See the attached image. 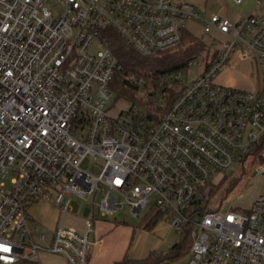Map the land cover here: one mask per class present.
Wrapping results in <instances>:
<instances>
[{"label": "built area", "instance_id": "obj_1", "mask_svg": "<svg viewBox=\"0 0 264 264\" xmlns=\"http://www.w3.org/2000/svg\"><path fill=\"white\" fill-rule=\"evenodd\" d=\"M225 1L227 16L204 14L193 0H0V245L9 249H0V264H41L43 253L89 264L95 213L126 204L139 216L151 195L155 213L192 238L179 264H264V186L227 209L228 196L215 207L205 192L235 164L241 178L251 168L243 188L264 175V88L215 80L244 60L264 78V0L239 18L233 5L245 0ZM189 20L221 35L206 46L210 56L188 61L200 66L197 76L187 81L186 67L129 73L136 98L118 97L112 84L123 64L111 32L150 56L178 46ZM119 99L128 106L114 113ZM87 156L104 159L98 175L82 167ZM72 195L88 201L87 216L73 212ZM37 200L61 211L48 236L28 209Z\"/></svg>", "mask_w": 264, "mask_h": 264}, {"label": "rangeland", "instance_id": "obj_2", "mask_svg": "<svg viewBox=\"0 0 264 264\" xmlns=\"http://www.w3.org/2000/svg\"><path fill=\"white\" fill-rule=\"evenodd\" d=\"M193 1H195L198 8L204 10V14H208L211 11H216L223 16H227L230 14L229 5L224 0H208L206 4H204L202 0ZM240 14L241 13L239 9L233 5L234 18H239ZM186 32L191 36V39H193V41L201 43L204 46V48L199 52L197 56H210L211 53L206 49V46H210L213 49L215 47V45L212 44L214 39L221 38V35L215 31L213 32V34L205 32L204 26L199 20L187 21L185 33ZM189 41V37H186L185 39L183 37L182 41L178 45V48L185 47L189 43ZM98 48V40H94L89 47V51L95 52ZM198 60H200L199 57ZM185 67H182L181 69H185ZM199 70V65H190L189 67H186V69L184 70V78L187 81L193 80L197 76ZM250 77L251 74H248V71H228L223 69L217 73V75L215 76V80L221 84L247 88L243 86H247V83L250 82ZM234 78L238 79L240 81V84L237 82L235 83L233 81ZM241 82L243 84H241ZM258 85L260 89L264 88V78L261 74L260 66ZM140 89L142 90L144 89V87L141 86ZM113 106V112L115 113L120 108L128 106V103L119 99ZM104 162V159L101 157L94 158L92 156H87L82 163V167L92 172L93 174L98 175L104 166ZM250 171L251 168L248 166L244 173V177L241 178V175L244 171L241 167H239L238 164H235L230 169L222 171L220 174L216 175L211 180V184L205 187V192L207 194L210 205L215 207H217V205H220L219 202L228 195L227 189L233 187L237 180H239L237 183L238 186L233 187V189L230 191L228 195L229 199H227V202L223 204L221 209H227L230 206L231 202L238 200L239 194H243L242 199H249L252 195H256L258 192H260L264 186V175L256 176L254 179L255 182L248 187L243 188V186H241L244 185L248 179L252 178L249 176V174L251 175ZM13 177V172L10 171L6 173L5 177L3 178L6 188L11 187ZM102 195L103 191H100L99 193L93 195V197L90 199V202L94 201L96 203H94V206L96 207ZM115 195L118 197V200L120 202L125 203L124 196L117 193H115ZM155 198L156 197L154 195H151L149 197L148 206L141 211L139 216L134 214L126 204H124L122 208H119L113 215H107L105 217L99 216V213H95L94 215L96 219L111 222L115 225L126 227L125 229H129V231L127 232V234H130L128 252L131 257L143 258L148 256L152 252H154L155 254L167 253L171 250L174 244H180L183 239V234L174 230L170 225L169 219L163 215L158 218L156 223L150 226H145V224L156 211L153 207ZM71 201L74 208L73 212L75 214H78L80 217H85L88 215L89 206L86 205L88 201H84L77 195H72ZM28 207L34 221L40 225V231L45 233L47 236L50 235L61 216V211L56 206H54L51 201L47 200H37L35 202H32ZM93 238L94 234L92 236V239ZM186 259L187 254L179 259V263L185 261ZM21 264L37 263L23 262Z\"/></svg>", "mask_w": 264, "mask_h": 264}, {"label": "trees", "instance_id": "obj_3", "mask_svg": "<svg viewBox=\"0 0 264 264\" xmlns=\"http://www.w3.org/2000/svg\"><path fill=\"white\" fill-rule=\"evenodd\" d=\"M183 37L184 39L189 37L190 40L185 47L178 48L176 46L175 48L161 51L154 55L143 56L128 45L118 33L112 31L110 34L111 48L119 62L123 64V71L114 78L112 84L117 96L129 99L136 98L135 93L138 91L139 86L129 81L125 75L129 73H135L139 76L152 74L155 77L160 74L172 72L185 67L188 61L195 58L204 48L201 43L193 41L191 36L187 32L185 33V31L182 34V39ZM238 181H236L233 187L237 185ZM233 187L227 189L228 195ZM159 217L160 214L158 212L154 213L145 226L156 223ZM182 234L183 239L180 244H174L167 253L155 254L152 252L143 258H132L126 255L115 264H179V259L188 254L192 243V238L188 232Z\"/></svg>", "mask_w": 264, "mask_h": 264}, {"label": "crops", "instance_id": "obj_4", "mask_svg": "<svg viewBox=\"0 0 264 264\" xmlns=\"http://www.w3.org/2000/svg\"><path fill=\"white\" fill-rule=\"evenodd\" d=\"M257 5V0H245L243 3L234 6L239 9L241 17L257 11ZM262 10H264V6L259 11ZM224 70L248 71V74H251L249 79L250 82L247 83V86L243 87H247L248 89L259 88V71H254L252 62L248 60L240 61L237 67L226 66ZM233 81L240 84V81L236 78H234ZM241 84L243 83L241 82ZM125 228L126 227L115 225L111 222L97 219L95 221V230L92 233V236L94 234V238L92 239L91 236L92 244L90 247L89 264H115L117 261L122 260L126 255L131 257L128 252L130 234H127V232L129 229ZM41 264L68 263L62 255L43 253L41 255Z\"/></svg>", "mask_w": 264, "mask_h": 264}, {"label": "snow or ice", "instance_id": "obj_5", "mask_svg": "<svg viewBox=\"0 0 264 264\" xmlns=\"http://www.w3.org/2000/svg\"><path fill=\"white\" fill-rule=\"evenodd\" d=\"M120 181H117V183H119ZM0 249H2L3 251H9V249L7 247H4L3 245H0Z\"/></svg>", "mask_w": 264, "mask_h": 264}]
</instances>
